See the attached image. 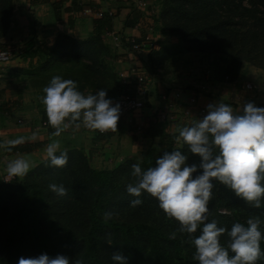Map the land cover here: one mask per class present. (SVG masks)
<instances>
[{
    "label": "trees",
    "instance_id": "16d2710c",
    "mask_svg": "<svg viewBox=\"0 0 264 264\" xmlns=\"http://www.w3.org/2000/svg\"><path fill=\"white\" fill-rule=\"evenodd\" d=\"M155 1L160 13L158 16L154 13V17L179 44L152 51L146 61L140 57L139 69L151 77L158 75L160 68L179 55L197 57L202 66L205 62L215 83H236L244 64L264 70V0ZM72 4L77 12L87 7L79 0H73ZM15 6V0H0V51L11 48L19 60L26 61L28 57L30 61L36 57L43 60L38 67L12 70L11 76L17 79V84L26 82L25 89H44L53 76L59 75L77 82L78 90L84 95L103 89L107 91L106 98L115 102L123 95L134 94L136 81L122 82L116 68L120 58L102 38L112 31L114 16L111 13H103L95 23L94 33L86 40L60 36L51 48L40 47L26 52L22 44L11 47L2 42L12 26ZM123 42L131 50L130 42ZM192 89L188 87L185 91ZM194 91L200 92L196 88ZM13 93L18 100L5 102L1 101L0 92V123L21 105L22 89ZM38 107L43 127L47 134H52L55 129L48 123L44 105ZM169 123L172 122L151 128L149 135L159 139L157 145L113 169H97L83 150L68 149L66 166H52L48 158L23 178L0 183V264H18L21 257L36 258L41 254L52 258L64 255L70 264L76 261L117 264L112 260L117 250L128 257V264H199L194 259L196 249L192 241L201 234L202 226L191 235L180 233L177 231L179 222L163 212L156 198L143 192L138 197L142 204L131 207L130 202L137 197L126 191L127 185L136 180L132 164L140 163L146 171L155 166L156 159L164 151L180 150L188 155L189 165L199 164L200 157L191 154L188 145L182 140L177 143L179 133L166 132ZM42 147L41 142H35L9 146L7 150L10 154H29ZM213 183V196L208 205L209 222L216 220L218 227L230 231L236 222L247 226L250 217H259L264 236V199L261 207L256 208L236 197L225 185L218 181ZM51 184L63 185L67 194L60 196L53 192ZM107 212L112 216L105 220ZM174 232L176 235L172 238ZM220 242L227 247V231ZM260 247L262 255L256 264H264V239ZM229 255H234L230 249Z\"/></svg>",
    "mask_w": 264,
    "mask_h": 264
},
{
    "label": "clouds",
    "instance_id": "9594fccd",
    "mask_svg": "<svg viewBox=\"0 0 264 264\" xmlns=\"http://www.w3.org/2000/svg\"><path fill=\"white\" fill-rule=\"evenodd\" d=\"M42 103L48 123L59 137L72 126L98 130L101 133L116 131L120 119V105L113 104L106 90L84 95L77 82L53 76L43 89ZM177 143L188 145L191 154L200 157L199 164L187 163L189 157L180 150L164 151L155 161L154 167L142 170L140 163L132 164L135 183L127 185L129 195L137 197L131 207L142 204L138 199L143 192L159 202V207L169 217L179 222L180 233L189 235L201 228L194 238L195 260L199 264H256L261 258L260 242L264 239L260 231L259 217H250L247 226L236 222L231 230L218 227L216 220L209 222V202L213 196V181L225 185L236 197L259 208L264 199V107L247 102L240 112L225 103L207 106V115L191 126L178 130ZM32 139H35L33 134ZM23 137L7 142L15 147L24 143ZM60 149L58 140L47 145V156L52 166L64 167L68 163L67 150ZM10 150V149H9ZM31 168L28 160L20 158L9 162L7 172L12 177L26 176ZM60 196L67 194L63 185H49ZM112 213H105V220ZM229 237L227 247L221 245L220 237ZM176 233L172 234L175 238ZM111 243V241H109ZM229 249L234 255L230 257ZM117 264H128L122 250L112 254ZM18 264H70L69 258L57 255L52 258L41 254L36 258L21 257ZM76 264H80L76 261Z\"/></svg>",
    "mask_w": 264,
    "mask_h": 264
},
{
    "label": "crops",
    "instance_id": "0c3cea01",
    "mask_svg": "<svg viewBox=\"0 0 264 264\" xmlns=\"http://www.w3.org/2000/svg\"><path fill=\"white\" fill-rule=\"evenodd\" d=\"M79 1L85 5L87 4V7H90L88 4L91 3V8L93 9L94 13L92 15H84L83 10L79 12L75 11L72 8L73 0H37L36 2H33L32 0H15L16 6L14 19H20L22 23L26 21V31L29 32L27 36H38L39 40L46 38L48 39V42H46L44 39L42 41H45L48 48H51L56 44V41L60 36H70L78 40L88 39L94 33L95 23L102 18L103 13H111L114 16L112 31L102 36V38L104 42L112 47L114 53L120 58L116 62V68L117 73L124 84L132 83L129 72L133 59H138V65L140 66V57L146 61L152 51H160L165 45L177 46L179 44L177 38L167 35V31L163 25L156 17H154L152 5L155 0H149L148 6L145 10H140L138 8V0ZM133 7H137V10H134ZM98 13H100V16ZM147 37H151L154 40L155 48L149 52H145L143 55H136L132 53L129 48L124 46L123 41L131 39L141 41ZM174 74L175 72L173 71H167L161 76H155L152 74L155 83L153 82L151 85L152 89L146 110H144L142 113H132L127 116H123V118L119 120L117 130L114 132L109 130L107 132L101 133L98 130H91L83 126H81L79 129L75 128V126H72L66 131L62 132L59 137H52L50 133L47 134L46 129L41 123L40 109L37 108L38 106L36 104H32L35 106L36 112L39 113V115L36 117L38 123H36V126L29 125L12 130V132L17 134L9 140L11 141L23 137L25 142L19 145L34 144L35 142L43 141L42 143L44 144L42 149H38L37 151L29 154H10L5 152L6 155L4 154L5 157L4 155L3 157L1 156L0 162L1 160L11 161L12 159L16 160L23 158L32 164L36 162L34 164L37 166L42 161L48 159L46 151L47 145L53 140L59 141V151L68 149L83 150L89 157L92 165L97 169H113L123 163L125 160L140 157L144 151L159 143V139L157 137L155 138L149 135L151 128L153 126H163L166 124L153 122V119L157 118L158 112L164 107L161 94L166 92L169 96H173L176 89L185 90L182 88L183 84L180 82L178 76ZM156 77H159L158 82ZM184 85L187 86L186 84ZM161 89H163L162 92ZM194 93H197L194 92V89L184 91L181 100L186 101L190 99ZM198 94L200 95V98L199 95L197 96V98L200 100V107H194V110L192 111V114L189 118H194L195 116L202 117L200 114V109H203L202 107H204L205 103H207V100L204 98L203 94ZM22 96L20 100L21 105L23 101L24 106H26L27 99H25V93H22ZM28 100L31 101V99ZM182 101L179 102L183 104L184 102ZM190 108L192 110L193 107ZM184 114L182 116L181 114L175 115V123L177 122V124H180L181 128L199 120L197 119L199 117H197L187 121L189 118H184ZM169 121L172 122L171 120ZM138 124H142L145 130V133L141 138L137 137V135L133 133L134 127H136ZM169 125L171 124L169 123ZM168 126H165L167 133H169ZM0 130L2 134L9 132L11 133V131H9L7 128H2ZM37 130H40L38 136L35 133ZM33 134H35V139H32ZM76 139H82L80 144L79 142H76ZM7 146L9 148L10 145ZM5 151H7L6 148Z\"/></svg>",
    "mask_w": 264,
    "mask_h": 264
},
{
    "label": "rangeland",
    "instance_id": "374dc122",
    "mask_svg": "<svg viewBox=\"0 0 264 264\" xmlns=\"http://www.w3.org/2000/svg\"><path fill=\"white\" fill-rule=\"evenodd\" d=\"M152 8H153L155 15L158 16L160 13V7L156 1L153 3ZM26 25H27L26 21L22 23L20 19L13 18V25L11 26L7 36L2 40L4 45L12 47V46H18V45L20 46L22 44L25 47L23 48L26 52H30L35 48L48 47L47 44L45 43V41L48 42V39L41 37L42 39L39 40L38 36H27L29 32L26 31L27 29ZM43 39L45 41H42ZM30 60L31 58L28 57L26 61H23V59H21L19 60L20 61L19 62L17 60L3 68H0V92H2L1 101L4 100L5 102H13L14 100H18L16 98L17 96L13 95L14 94L13 92L16 90H21V89L23 93H25V99H27L26 106H24V103L22 101L21 107L15 110L10 116H8L4 122L0 123V129L7 128L9 131H11V133L9 132V133H4V134L0 132V141L5 142V143L0 142V159H1V156L3 157L4 154L6 155L5 152H8V150L5 151V148L8 149L6 142L10 141L9 139L13 138L17 134V133L12 132V130L18 129L19 127L20 128L26 127L29 125L36 126V123H38L37 122L38 120L36 117L39 115V113L36 112L34 105L35 104L37 106H39L40 104L43 105L42 97L45 95V93L43 92V88H33L32 87L29 89H25L24 84H26V82H23L22 84H17V79L11 76L12 70H18L20 68L27 69L30 66L38 67L43 61L41 57H36L33 61H30ZM160 69L161 70H159L158 75L161 76L167 71H173L175 72L174 75H177L180 82L183 84L184 87L182 86V88L184 89L188 87H192L194 89L196 88L200 91V92H197V95H199L198 93H201L204 95V98H206L207 103H205L204 107L202 108H204L206 112L205 114L202 115V117L195 116L194 118L199 117L197 119H202L205 115H207V106L209 104H214V103H228L234 108V111H237V112H240V110H242L243 105L246 104L247 102H254V104L257 107H264V70L259 69L258 67H254L249 64H244L241 77L234 84L215 83L213 74L211 70L208 69L205 62H204V66H202L201 60L192 55H179L177 56V58L172 59L171 61L169 60L165 64V67L160 68ZM156 78L157 80L159 79V77H156ZM153 82L155 83V81ZM184 84H186L187 86H185ZM179 90L181 91V95H179V98L176 99L177 102H175L177 104V107H176L177 114H172V116L175 118H176L175 115L181 114L182 116L184 112H186V110H188L191 107L192 97L195 98L197 106L200 107V100L196 97L197 96L196 93H194L190 97V99L186 101H182L181 99L183 97L185 90H182V89H179ZM162 91L163 89H161V92ZM199 98H200V95H199ZM28 99H31V101ZM179 101H182L184 103L182 104ZM123 116H127V115L120 114V119L123 118ZM194 118H189V119L186 118V119L187 121H189L190 119H194ZM19 119H22L21 120L22 124L17 123ZM168 128H169V133L173 135V134L178 133V130L181 128V126L180 124H177V122L175 123V120H173L171 125L168 126ZM39 131L40 130H37L35 132L37 136L39 134ZM142 136L143 135H139V136L137 135V137L139 138H141ZM81 141L82 139H78V140L76 139V142H79V144ZM42 142L43 141H41V143ZM13 160L15 159H12L11 161ZM11 161L1 160L0 162V183L7 182V179H6V176L8 175L7 165ZM34 163L33 164L30 163L32 167L30 170L34 169L40 164L39 163L37 166H35ZM15 178H23V177H15Z\"/></svg>",
    "mask_w": 264,
    "mask_h": 264
},
{
    "label": "built area",
    "instance_id": "2783aa9c",
    "mask_svg": "<svg viewBox=\"0 0 264 264\" xmlns=\"http://www.w3.org/2000/svg\"><path fill=\"white\" fill-rule=\"evenodd\" d=\"M148 6V1H139L140 9L145 10ZM94 13L91 7H85L83 9L84 15H92ZM100 16V13H98ZM112 15V14H110ZM114 36V35H113ZM117 40V39H116ZM130 42V49L132 53L136 55H143L145 52H149L155 48L154 40L151 37H147L141 42H138L135 39L128 40ZM135 55V56H136ZM19 61L18 58L15 57L14 52L11 48H8L5 51H0V68H3L15 61ZM129 76H131L132 81H136V89L133 95H123L117 101L113 102V104L120 105V114L128 115L132 113H142L147 108V103L151 93V85L153 83L154 78L151 77L146 72L139 69L138 59H133L131 62V68L129 72ZM127 78V77H126ZM181 95V91L176 89L174 91L173 96H169L168 93L164 92L161 94L162 101L164 102V107L161 111L158 112V116L156 119H153L154 123H166L167 121L176 120L172 114H177V104L175 102L177 98ZM197 95V93H196ZM198 96V95H197ZM196 96V97H197ZM191 108L186 110L184 117L189 118L194 110V107H197L195 98L191 99ZM205 109H200V114H205ZM179 115V114H178ZM178 118V117H177ZM18 124H22V121L19 120ZM135 135H143L145 133L144 126L142 124H138L134 127ZM7 182H11L15 180V177L6 176Z\"/></svg>",
    "mask_w": 264,
    "mask_h": 264
}]
</instances>
